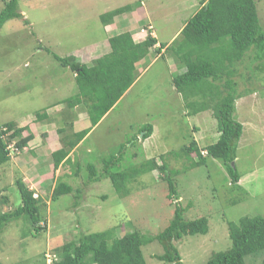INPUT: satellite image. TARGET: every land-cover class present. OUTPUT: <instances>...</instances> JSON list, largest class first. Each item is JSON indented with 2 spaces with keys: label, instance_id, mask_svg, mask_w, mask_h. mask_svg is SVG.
I'll return each instance as SVG.
<instances>
[{
  "label": "rangeland",
  "instance_id": "374dc122",
  "mask_svg": "<svg viewBox=\"0 0 264 264\" xmlns=\"http://www.w3.org/2000/svg\"><path fill=\"white\" fill-rule=\"evenodd\" d=\"M256 2L264 28V0ZM127 5L133 11L116 18L117 33L139 32L143 39L152 36L159 44L139 66L130 90L78 150L71 166L65 163L60 172H54L47 152L38 158L31 155L33 151L24 154L10 148L12 162L0 169V214L21 205L16 183L27 177L30 189L34 184L40 189L36 196L45 204L40 223L45 230L35 232L25 219L6 226L0 233L2 264H52L58 259L57 251L83 233L115 230L118 237L133 231L157 235L169 226L178 204L187 208L186 216L191 220L209 219L207 235L175 242L184 264H204L213 253L231 248L228 223H238L245 216L264 217V74L257 81L237 77L239 92L244 94L236 101L234 114L244 126L236 161L243 178L240 187L231 185L222 162L208 158L204 165L191 169L190 161L178 156L193 137L201 149L219 138L211 111L188 115L185 100L173 84L174 77L185 70L170 51L159 52L161 43L173 48L180 41L181 30L201 7L200 0H19L23 18L10 20L0 29V125L25 122L46 112L47 104L75 95L78 90L73 72L62 67L46 48L61 57L91 48L110 35L104 31L100 16ZM3 8L0 0V12ZM109 52L110 48L101 46L84 61L91 65L95 56ZM247 66L249 59L240 64V74L247 73ZM80 110L86 114L83 107ZM146 124L154 129L144 140L139 131ZM134 138L138 139L135 146L128 143ZM125 143L121 154L118 147ZM112 154L123 156L122 170L151 159L160 165L167 163L178 172L174 180L180 199H169V187L159 171L133 182L126 198L118 196L109 179L87 184L91 178L88 166L95 165L101 172L103 158ZM202 154L207 157L206 152ZM192 157L198 161L195 154ZM27 161L33 165L26 170L23 167L28 173L25 176L18 168ZM43 175L47 176L39 178ZM61 180L74 192L53 200L54 182ZM38 183L44 184L42 188ZM77 190L83 196L78 207ZM142 250L147 264H166L157 259L164 253L157 241ZM263 259L264 251L246 257L245 262L261 264Z\"/></svg>",
  "mask_w": 264,
  "mask_h": 264
},
{
  "label": "trees",
  "instance_id": "16d2710c",
  "mask_svg": "<svg viewBox=\"0 0 264 264\" xmlns=\"http://www.w3.org/2000/svg\"><path fill=\"white\" fill-rule=\"evenodd\" d=\"M3 1L0 29L10 20L23 18L19 0ZM200 4L199 10L181 30V39L175 43L176 46L172 48L161 43L159 52L170 51L178 66L185 70L174 77L173 84L185 100L188 115L211 111L217 122L219 138L201 149L193 137L187 145L182 146L178 156L189 160L191 169L204 165L208 158L218 160L226 168L231 185L240 187L242 176L238 172L236 161L244 126L235 119L234 114L236 101L243 98L244 94L239 92L237 77L241 75V79L257 81L259 75L264 74V28L261 27L256 0H200ZM132 11V6L127 5L102 14L100 19L106 28L117 17ZM108 44L110 52L94 57L91 65L78 61L73 53L61 57L46 48L62 67L69 68L74 74L78 92L66 98L63 104L70 108L83 107L92 127L111 112L133 86L138 78L137 64L159 42L152 36L135 41L132 34L126 31L111 37ZM246 59H249L247 73L240 74L239 66ZM44 114L39 113L37 119ZM23 132L24 129L18 128L15 122L0 125V169L12 162V144L19 152L33 140L32 134L24 136ZM88 132L79 133L66 149L54 153L55 169L64 162H70L69 154ZM139 132L143 133V139L146 140L152 136L153 126L146 124ZM137 140L134 138L128 143L135 146ZM126 145L118 147L121 154ZM202 152H206L207 157ZM193 154L198 157V161L193 159ZM122 161L123 156L115 154L103 158L101 172H97L95 165H89L91 178L87 184L109 179L118 196L126 198L133 182L145 174L159 171L169 187V199H180L174 180L178 172L171 170L167 163L160 165L157 159H151L122 170ZM74 175L77 176L78 172H74ZM16 184L21 205L13 211L0 214V233L6 226L20 219L27 220L35 232L44 231L40 226L41 209L45 205L43 200L36 196L35 190L30 189L22 178L17 179ZM73 192L74 188L61 180L53 189L52 199L58 200ZM77 192L76 207L83 197L79 195L80 190ZM186 215L187 208L178 204L169 226L154 236L133 231L118 237L115 230L83 233L77 241H70L58 250V259L52 264H147L142 248L155 241L164 250L162 255L157 256L159 261L184 264L175 242L190 236L207 235L210 230L207 217L191 220ZM228 230L231 248L213 253L204 264H246V257L264 251V217L245 216L238 223H228ZM261 264H264V259Z\"/></svg>",
  "mask_w": 264,
  "mask_h": 264
},
{
  "label": "crops",
  "instance_id": "0c3cea01",
  "mask_svg": "<svg viewBox=\"0 0 264 264\" xmlns=\"http://www.w3.org/2000/svg\"><path fill=\"white\" fill-rule=\"evenodd\" d=\"M116 27L118 26L115 23L107 26L104 31L110 34L109 36H107L108 38H105V40L102 42H98L97 44L92 45L91 48L85 51H82V50L77 51L76 53H73V55H75L79 59V61L86 63L84 60L86 59L87 54H90V53L96 54L99 47L101 46L105 48H110L108 44V40L111 37L115 36L114 33H116V35L119 34L116 31L117 30ZM130 33L132 34V32ZM132 36L135 39V41H142L144 38L143 34L139 32L132 34ZM142 64H144V60H142L141 62L137 64L138 65L137 69L139 68V66H142ZM63 101L59 103L57 102L53 104H47L45 107L46 112H44L43 110L42 113H45V114L41 118L37 119V117L35 116V118H28L25 122H23L22 120V121H17L16 123L18 128L28 129V131L24 132V135L25 134L33 135V140L29 142L28 146L24 148L22 153L25 154V152L28 153V151H31V152L33 151L31 155L33 157L39 158V156H43V154L44 153L46 154L47 152L46 156L52 160L50 166L53 165V168L51 167V171L54 170V172L55 171L60 172L62 170V167L65 165V163L66 165L71 166V163L73 162L76 153H78V150L83 146L86 140H88L92 131L96 129L97 126L100 125L103 121H105L110 114L109 112L96 126L92 127L91 125L88 124L89 117L87 113L86 114L85 112L82 113L80 110V107L78 106L74 108H70L67 105L63 104ZM83 131H89V132L87 136L69 154L70 162H64L58 168L55 169L54 161H53L54 153L60 151L61 149H66L67 145L70 144L75 139V137ZM63 133H66L67 135H71V136L65 137L63 136ZM46 156L44 155V157ZM30 164L33 165V163L30 161L25 162V164L23 165L20 164L21 166L18 168L19 169L18 171H20L22 174L27 176L26 174L28 173L25 172L24 170H26L27 167L30 168L31 167ZM12 166L13 165H10V167ZM23 167H25L24 170H23ZM38 175L40 174L38 173ZM45 176L47 175H43L42 177L39 176V178H43ZM23 181L27 184L28 182L31 183L29 180H27V177L25 178L23 177ZM56 182L57 181L54 182L53 189L55 187ZM242 182H243V178H241L239 182V186L242 184ZM37 185H38V188H42V185L44 184L38 183ZM31 189L35 190V192H39L40 190V189L39 190L37 189L35 184L33 187H31Z\"/></svg>",
  "mask_w": 264,
  "mask_h": 264
},
{
  "label": "built area",
  "instance_id": "2783aa9c",
  "mask_svg": "<svg viewBox=\"0 0 264 264\" xmlns=\"http://www.w3.org/2000/svg\"><path fill=\"white\" fill-rule=\"evenodd\" d=\"M12 145H13V147H12ZM12 145H11V147H10V148H14V144H12ZM14 149H15V148H14ZM15 150H16V149H15Z\"/></svg>",
  "mask_w": 264,
  "mask_h": 264
}]
</instances>
